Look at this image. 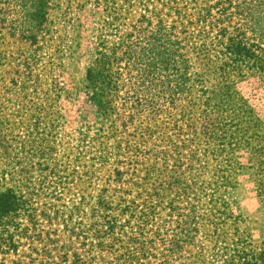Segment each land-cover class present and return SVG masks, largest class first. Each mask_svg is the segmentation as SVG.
I'll use <instances>...</instances> for the list:
<instances>
[{"label":"rangeland","instance_id":"1","mask_svg":"<svg viewBox=\"0 0 264 264\" xmlns=\"http://www.w3.org/2000/svg\"><path fill=\"white\" fill-rule=\"evenodd\" d=\"M0 191V264L260 251L264 0H0Z\"/></svg>","mask_w":264,"mask_h":264},{"label":"trees","instance_id":"2","mask_svg":"<svg viewBox=\"0 0 264 264\" xmlns=\"http://www.w3.org/2000/svg\"><path fill=\"white\" fill-rule=\"evenodd\" d=\"M241 43V39L229 43V50L235 55H239L238 57H234L235 60L242 59L240 58L242 51L251 52V50L247 48L241 49ZM237 46H239V49L237 48ZM108 58L109 57H107V55H100L97 59H95V62L88 67L87 81L89 82V84H91V86L96 83L97 76L102 74V71L105 69L104 63L106 64L109 62ZM99 61L102 63V65L98 64ZM91 96L93 97L91 98V100L94 104H97L98 106L102 104V100L96 97L98 95L95 92H93V95ZM18 205L19 203L17 201V198L10 191H0V217H3L4 213L8 210H15ZM240 262V264H264V246L260 251L256 253H245V255L242 257V261L240 259Z\"/></svg>","mask_w":264,"mask_h":264}]
</instances>
